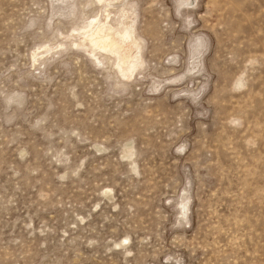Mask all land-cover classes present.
Returning a JSON list of instances; mask_svg holds the SVG:
<instances>
[{
	"label": "rangeland",
	"instance_id": "rangeland-1",
	"mask_svg": "<svg viewBox=\"0 0 264 264\" xmlns=\"http://www.w3.org/2000/svg\"><path fill=\"white\" fill-rule=\"evenodd\" d=\"M0 264H264V0H0Z\"/></svg>",
	"mask_w": 264,
	"mask_h": 264
},
{
	"label": "bare ground",
	"instance_id": "bare-ground-1",
	"mask_svg": "<svg viewBox=\"0 0 264 264\" xmlns=\"http://www.w3.org/2000/svg\"><path fill=\"white\" fill-rule=\"evenodd\" d=\"M98 2H99V0H98ZM107 2V1H106ZM107 17V16H106ZM125 18V17H124ZM96 20V19H95ZM106 20V18L104 19V21ZM97 21V20H96ZM98 22V21H97ZM91 23V22H90ZM89 23V24H90ZM99 24H101L100 23V21L98 22ZM105 23V22H104ZM124 23V22H123ZM99 24H97V23H94V22H92L90 25H88L89 26V28L87 29L88 31L86 32L85 30H84V28H83V31H85V33L87 34V40H88V42H89V44H94V43H96V42H99L100 43V45H101V47L104 49H106L104 52H106L107 50H109L108 48H112L114 45H116V43H114L112 40H110V39H108V36H101L99 33H101L100 32V30H101V27H100V25ZM104 25H106V24H104ZM110 25V24H109ZM125 25V24H124ZM127 25V24H126ZM123 26V25H122ZM130 26V25H129ZM125 27V26H124ZM128 27V26H127ZM86 29V28H85ZM103 30V29H102ZM130 30H131V28H130ZM107 32H108V30H106ZM110 31V30H109ZM113 31H115V29L114 30H112V32ZM124 31V30H123ZM122 31V32H123ZM77 32V31H76ZM107 32H106V34H107ZM119 32V31H118ZM131 32V31H130ZM130 32L129 31H127V28H126V30L122 33V34H120V37L121 38H123L124 40L125 39H127L128 37H130ZM81 34H82V32H81ZM119 34V33H118ZM117 34V35H118ZM103 35V34H102ZM114 35V34H113ZM117 35L115 36V37H117ZM84 37V36H83ZM109 38H110V35H109ZM118 38V37H117ZM120 38V39H121ZM122 39V40H123ZM81 41V40H80ZM121 41V40H120ZM84 43V42H83ZM122 44V43H121ZM123 44H124V41H123ZM99 46V45H98ZM97 46V47H98ZM117 46H119V45H117ZM96 47V45H95V48H97ZM121 47H122V45H121ZM126 49V48H125ZM99 50V49H98ZM111 50V49H110ZM103 51V50H102ZM112 51H114V48H113V50ZM112 51H110V52H112ZM128 51H130V50H128ZM91 52V51H90ZM110 52H109V54H110ZM134 52V51H133ZM113 54H114V52H112ZM91 54V53H90ZM116 54V53H115ZM112 55V54H111ZM129 55V54H128ZM118 56V55H117ZM117 56H114L115 58H117ZM126 56V55H125ZM119 57V56H118ZM134 57V56H133ZM135 58V57H134ZM119 59V58H118ZM117 60V59H116ZM125 60V59H124ZM135 60H136V58H135ZM119 62V60H117V63ZM138 62V61H137ZM120 64H122V62H120ZM116 65V64H115ZM119 66V65H118ZM119 68H120V66H119ZM130 68H131V66H130ZM134 68H136V65H135V67ZM117 70H118V68H117ZM130 71H132V73H133V70H130ZM135 72V71H134ZM131 74V73H130ZM134 74V73H133Z\"/></svg>",
	"mask_w": 264,
	"mask_h": 264
}]
</instances>
